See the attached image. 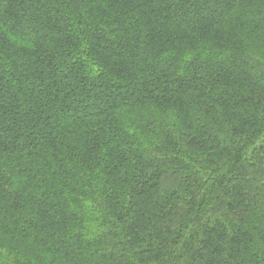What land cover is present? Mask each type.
<instances>
[{
    "label": "trees",
    "instance_id": "1",
    "mask_svg": "<svg viewBox=\"0 0 264 264\" xmlns=\"http://www.w3.org/2000/svg\"><path fill=\"white\" fill-rule=\"evenodd\" d=\"M0 264H264V0H0Z\"/></svg>",
    "mask_w": 264,
    "mask_h": 264
}]
</instances>
